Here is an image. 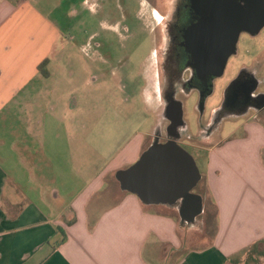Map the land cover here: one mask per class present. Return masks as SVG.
Instances as JSON below:
<instances>
[{"label":"crops","instance_id":"0c3cea01","mask_svg":"<svg viewBox=\"0 0 264 264\" xmlns=\"http://www.w3.org/2000/svg\"><path fill=\"white\" fill-rule=\"evenodd\" d=\"M91 8L88 0H0V264H243L230 257L264 239V121L244 120L234 141L222 133L210 146L202 140L218 228L195 247L201 232L182 229L176 209L144 205L116 179L166 129L167 103L154 109L149 140L122 149H84L67 127L80 101L55 76L68 49L88 51L76 28ZM240 151L253 161L230 162Z\"/></svg>","mask_w":264,"mask_h":264},{"label":"rangeland","instance_id":"374dc122","mask_svg":"<svg viewBox=\"0 0 264 264\" xmlns=\"http://www.w3.org/2000/svg\"><path fill=\"white\" fill-rule=\"evenodd\" d=\"M88 1L92 8L77 26L76 35L80 45L85 42L89 49L86 48L88 51L84 53L78 45L68 49L63 57L64 69L55 76V81L64 82L65 86L73 84L75 97L80 101L74 122H67V127L81 133L76 142H81L79 146L84 149L87 145L100 148L104 144L122 149L140 136L148 141L146 133L153 126L156 117L154 109L159 100H163L164 92L163 87L158 86L161 71L154 56L155 50L160 51L164 47V33L154 20V12L158 10L162 16L169 5H162L163 0ZM161 16L156 15L158 19ZM91 36H95L93 41ZM257 48H264V30L259 37L240 38V57L231 60L225 75L215 83L214 92L207 100L206 114L222 102L225 87L234 77V67L244 60L249 50ZM145 96L149 105L143 102ZM176 100L183 105L190 135L197 136L199 125L206 120L199 113V94L186 96L179 93ZM243 122L244 119L240 118L225 119L221 137L231 134L230 140L234 141L248 126ZM202 143L200 138H196L186 149L195 158L201 174L205 175L208 153L201 147ZM203 144L210 146L213 142ZM79 146L76 145L78 152ZM227 157L232 163L253 161V153L246 154L244 151L229 152ZM262 160L264 163V152ZM194 192L203 195L205 203L204 214L194 226H189L201 232H196L194 236L197 247L216 235L218 224L215 202L211 196L206 197L202 180ZM230 258L243 264H264V239Z\"/></svg>","mask_w":264,"mask_h":264},{"label":"water","instance_id":"95a60500","mask_svg":"<svg viewBox=\"0 0 264 264\" xmlns=\"http://www.w3.org/2000/svg\"><path fill=\"white\" fill-rule=\"evenodd\" d=\"M201 10L204 13L199 21L185 35L190 66L200 78L221 77L240 35H255L264 28V5L254 9L244 5H203ZM166 118L170 122L168 141L162 142L161 133H156L140 159L119 170L116 179L123 191L136 195L144 205L174 208L182 223L194 226L204 213V199L194 192L202 174L195 158L178 142L187 129L180 101L173 98L168 103Z\"/></svg>","mask_w":264,"mask_h":264},{"label":"flooded vegetation","instance_id":"af4514ba","mask_svg":"<svg viewBox=\"0 0 264 264\" xmlns=\"http://www.w3.org/2000/svg\"><path fill=\"white\" fill-rule=\"evenodd\" d=\"M163 4L169 5L164 15L161 16L158 10L154 12L161 16V19H158L154 14V20H157L160 31L163 30L164 33L163 49L154 51V56L159 62L158 70L161 71L158 86L164 89L163 101L169 103L173 101V98L177 99L179 93H184L186 96L197 93L200 98V116L203 119L206 118L203 124L199 125V136L196 137L188 135L189 127L186 123L187 130H181L179 144L186 149L183 145V140L186 138L190 139V143L196 138L215 142L223 129L222 123L225 119L264 121V48L248 51L244 60L234 67V77L225 87L222 102L206 114L207 100L214 92L215 83L225 75L231 60L240 57V38L243 36L251 39L259 37L264 28L255 35L247 32L240 35L236 51L229 57L221 77L200 78L193 71L185 40L186 32L199 21L204 13L201 10L203 5H234V7L244 5L249 9H254L257 5H264V2L260 0H163ZM167 122L166 129L159 130L162 133L160 137L162 142L168 141L167 128L170 122L168 120Z\"/></svg>","mask_w":264,"mask_h":264},{"label":"trees","instance_id":"16d2710c","mask_svg":"<svg viewBox=\"0 0 264 264\" xmlns=\"http://www.w3.org/2000/svg\"><path fill=\"white\" fill-rule=\"evenodd\" d=\"M47 63H48V61H45L43 64H41L40 65V67H39V71L41 72V73H43V74H45V75H47V71H46V66H47ZM188 225H186V224H184V223H182V222H180V227L181 228H184V227H187Z\"/></svg>","mask_w":264,"mask_h":264}]
</instances>
